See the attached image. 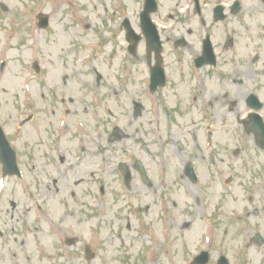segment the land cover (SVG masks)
I'll return each instance as SVG.
<instances>
[{"label":"flooded vegetation","instance_id":"flooded-vegetation-1","mask_svg":"<svg viewBox=\"0 0 264 264\" xmlns=\"http://www.w3.org/2000/svg\"><path fill=\"white\" fill-rule=\"evenodd\" d=\"M159 2L92 0L25 74L12 53L68 9L40 29L0 0V264H142L117 232L177 264L184 242L188 264H264V0Z\"/></svg>","mask_w":264,"mask_h":264},{"label":"rangeland","instance_id":"rangeland-1","mask_svg":"<svg viewBox=\"0 0 264 264\" xmlns=\"http://www.w3.org/2000/svg\"><path fill=\"white\" fill-rule=\"evenodd\" d=\"M25 4L27 6V9L31 8L32 9V15L35 18V22H36V16L40 13H51L52 10H58V15L54 18H58L60 17V12H61V8L63 7V9H68V13H69V17L65 14V22L63 23V26L60 27H52V29H50V31L48 33H43V32H30L29 38L25 37L24 39L25 41V45H15L19 48L18 51H14L12 53L13 59L14 61L19 60L20 64H21V68H25V71H23V73L27 74L29 73V70L27 69L29 62L32 58V54H30V50H28V48H30V46H32L34 43L36 44V48L39 49L37 56H33L34 58H49V57H53V56H60V47H64L65 44H67L68 42H70L71 40H74L75 38H77V40L80 38L79 33H80V29L78 26H74L73 29L70 27V22H73L74 20H72L71 18H74L76 21H82L84 22L86 20V18L90 15L89 13L87 15H85L84 12H79V7H84V6H89L92 2V0H25ZM130 2V1H129ZM30 3V6H29ZM160 11L162 13L163 9H167L168 8V2L167 0H160ZM14 6L16 8H18L19 3L18 0H15V4ZM90 12V9H87ZM138 10V5L133 4V3H129V12L130 13H136V11ZM74 11V12H73ZM63 16V15H62ZM92 21H95V18L93 15H91L90 18ZM28 22L30 21L29 19H25ZM57 29L62 30L65 33L64 35H62V31L60 33L59 39L61 41H58L57 38ZM74 32V35H68L70 32ZM27 42V43H26ZM24 43V41H23ZM85 48V47H84ZM59 51V52H58ZM47 61V60H46ZM49 61V60H48ZM44 62V61H43ZM15 66L19 65V63H14ZM18 69V68H17ZM114 233V231H113ZM117 233H122L120 236H117ZM115 235L116 237V244H118V247L121 248V251L118 253V256L120 258H122L123 260L126 259L127 263L130 257H138L139 259L141 258L142 260V264H177L178 258L177 256H174V254H171V257L168 256H161V253H155L153 252L154 250H156L155 245L151 242V241H147V240H143L142 244H140V242L138 244H136V248L132 247L129 245L130 242H128L126 236L124 235V232H117ZM85 240L87 245H91L93 246V242L91 241H97V237H89V236H85ZM108 240V238H107ZM104 243V242H103ZM109 243V242H107ZM203 246V245H200ZM199 245L196 244V242L191 243V242H184L183 243V251H182V255H183V264H188L190 262V260L192 259V257H194L195 252L197 251V249L200 247ZM172 250H174L176 247L175 245L171 246ZM143 248H146L148 256L143 257ZM152 253V254H151ZM173 253V252H171ZM151 254V256L149 255ZM150 256V257H149ZM166 258V259H165ZM133 263V261H132ZM130 264V261L129 263ZM136 264V263H134Z\"/></svg>","mask_w":264,"mask_h":264}]
</instances>
